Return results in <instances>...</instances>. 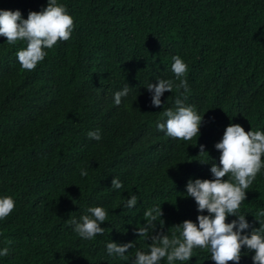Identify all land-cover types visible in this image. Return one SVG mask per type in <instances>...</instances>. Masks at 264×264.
Wrapping results in <instances>:
<instances>
[{
    "label": "trees",
    "instance_id": "obj_1",
    "mask_svg": "<svg viewBox=\"0 0 264 264\" xmlns=\"http://www.w3.org/2000/svg\"><path fill=\"white\" fill-rule=\"evenodd\" d=\"M58 3L74 18L72 37L46 50L34 71L23 70L16 56L26 42L0 37V198L15 201L0 221V250L9 247L0 264H131L135 251L147 252L151 244L134 234L149 208L161 205L169 236L173 226L208 215L197 211L186 185L213 178L220 156L215 144L230 124L264 132V0ZM45 7L47 0H0V10H19L24 19ZM174 56L188 66L184 103L203 116L191 141L156 127L177 97L183 99V89L165 92L159 108L147 90L160 79L175 80ZM126 85L129 94L116 106L114 94ZM97 129L101 139H90L87 133ZM200 145L208 155H200ZM114 178L121 189L111 188ZM246 191L239 214L259 228L264 169ZM131 195L138 202L128 209ZM90 207L109 215L104 234L84 240L69 221L79 222ZM109 242L135 247L122 260L108 255ZM254 254L242 249L240 264H253ZM175 264L214 261L210 251L196 248L192 259Z\"/></svg>",
    "mask_w": 264,
    "mask_h": 264
},
{
    "label": "clouds",
    "instance_id": "obj_2",
    "mask_svg": "<svg viewBox=\"0 0 264 264\" xmlns=\"http://www.w3.org/2000/svg\"><path fill=\"white\" fill-rule=\"evenodd\" d=\"M74 31V18L69 15L67 8L58 0H47V7L41 11H30L27 19L22 17L19 10H0V37H5L8 44L18 41L26 42V47L16 53L21 68L34 71L58 42L71 39ZM171 70L175 80L160 79L149 83L147 90L152 95L151 105L162 107L161 97L165 92H178L183 89V99L175 100V109L169 108L163 112L165 122H157V130L165 132L173 139L191 141L200 135L203 116L198 114L194 106L186 105L187 93L190 92L187 79V64L180 56L172 57ZM179 81V83H176ZM130 87L126 85L122 91L114 94V103L119 106L122 98L129 94ZM90 139L99 141L100 130L89 131ZM220 153L219 165L212 164V179L189 180L186 185L187 197L194 199L197 211L208 215H198V223L185 220L182 224L172 227V235L164 232V220L161 205L149 208L145 213L146 223L135 229L134 234L140 238L151 240L147 252L136 250L131 264H161L166 259L167 264L189 261L193 258L196 248L208 250L214 264H240L242 249L254 252L253 264H264V225L253 228L239 214L241 204L247 199V189L253 184L257 175L264 169V132L248 131L239 124H230L224 131L220 142L215 144ZM200 155L207 154L203 145L199 146ZM199 155V156H200ZM208 155V154H207ZM82 177L88 175L86 169L80 172ZM225 177H230L224 179ZM112 189L123 187L119 178L112 180ZM137 196L131 195L124 207L135 208ZM15 209V201L11 196L0 198V221L5 220ZM87 213L80 217L79 222L71 219L74 232L84 240H92L97 235L104 234L102 224L108 218V212L102 207H90ZM258 216L264 217V211ZM236 217L227 222L228 217ZM161 223L157 224V220ZM159 226V231L157 227ZM251 229L250 233H246ZM179 233V235H177ZM11 245V241L6 242ZM135 243L118 245L109 242L106 245L109 256L128 260L125 255L133 249ZM9 247L0 250V256H8Z\"/></svg>",
    "mask_w": 264,
    "mask_h": 264
}]
</instances>
